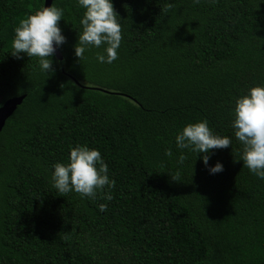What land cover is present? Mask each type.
I'll return each mask as SVG.
<instances>
[{
	"label": "trees",
	"instance_id": "1",
	"mask_svg": "<svg viewBox=\"0 0 264 264\" xmlns=\"http://www.w3.org/2000/svg\"><path fill=\"white\" fill-rule=\"evenodd\" d=\"M55 3L66 41L45 75L10 54L45 0H0V106L27 95L0 132V264H264V180L243 168L230 126L234 99L264 84V0H112L111 64L96 48L74 55L84 9ZM205 119L232 138L211 150L214 175L204 153L177 161L175 133ZM85 143L115 180L110 201L51 184Z\"/></svg>",
	"mask_w": 264,
	"mask_h": 264
},
{
	"label": "clouds",
	"instance_id": "2",
	"mask_svg": "<svg viewBox=\"0 0 264 264\" xmlns=\"http://www.w3.org/2000/svg\"><path fill=\"white\" fill-rule=\"evenodd\" d=\"M75 3L84 11L79 20L78 42L73 46L74 55L81 61L86 51L96 48L100 49L96 53L97 62L111 64L117 59L122 39L121 23L112 0H75ZM63 15V8L58 7L54 0L51 6L43 5L20 19L14 28L10 54L19 58L24 53L35 58V70L42 74L54 71L52 57L66 41L59 26ZM231 112L233 136L241 145L239 160L243 162V168L264 180V84L250 86L237 96ZM174 140L176 148L181 150L177 156L178 163L187 158L183 150L204 153L201 159L210 175L223 171V164L219 161L209 165L211 150L226 148L232 143L231 137L211 129L206 119L186 123L175 133ZM172 155L171 149L165 150V156ZM50 181L59 193L75 192L81 198L94 199L97 193L102 192L107 201L112 199L109 190L115 185L99 149L86 143L70 147L67 162L53 165ZM97 208L104 212L107 204L100 203Z\"/></svg>",
	"mask_w": 264,
	"mask_h": 264
},
{
	"label": "water",
	"instance_id": "3",
	"mask_svg": "<svg viewBox=\"0 0 264 264\" xmlns=\"http://www.w3.org/2000/svg\"><path fill=\"white\" fill-rule=\"evenodd\" d=\"M52 3L53 0H45V7L51 6ZM55 56L59 61H63V55L59 49L56 50ZM26 96L27 95L24 94L18 97L10 98L0 106V132L3 130L8 118L13 115L17 107L22 104Z\"/></svg>",
	"mask_w": 264,
	"mask_h": 264
}]
</instances>
